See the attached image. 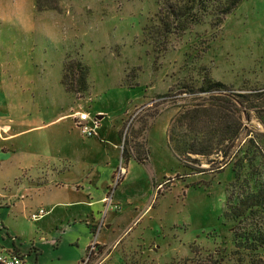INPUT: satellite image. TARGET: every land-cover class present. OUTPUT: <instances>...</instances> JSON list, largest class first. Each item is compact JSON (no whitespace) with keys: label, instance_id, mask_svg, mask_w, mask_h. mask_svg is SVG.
I'll list each match as a JSON object with an SVG mask.
<instances>
[{"label":"rangeland","instance_id":"374dc122","mask_svg":"<svg viewBox=\"0 0 264 264\" xmlns=\"http://www.w3.org/2000/svg\"><path fill=\"white\" fill-rule=\"evenodd\" d=\"M185 1L57 0L38 12L34 0H0V150H22L0 156V250L24 264H264V0H242L219 25L196 13L175 35L167 7ZM203 79L228 97L199 93ZM190 109L211 112L176 124ZM95 112L98 135L119 141L118 129L124 169L97 184L110 207L98 227L84 223L83 193L56 188L67 167L23 149L53 153L68 132L71 152L89 141V164L104 161L73 128L75 114ZM55 116L68 120L29 129Z\"/></svg>","mask_w":264,"mask_h":264},{"label":"crops","instance_id":"0c3cea01","mask_svg":"<svg viewBox=\"0 0 264 264\" xmlns=\"http://www.w3.org/2000/svg\"><path fill=\"white\" fill-rule=\"evenodd\" d=\"M94 114L96 115L97 120L100 121V116H99L100 113L95 112ZM59 120H68V117L65 116V117H61V118L57 119V116H55L50 121H46V123H40L37 125L33 124L32 127H30L29 129L34 130V131H39V130L47 128L49 125H51V124H53ZM99 121H98L97 130H99ZM73 128L76 130L75 127H73ZM22 133L23 132L18 131L16 134H12L10 136H7V141L15 135H17V137H15V138H20V135ZM116 133H117V137H118L119 141H115V139H113V138L111 141H107L106 140V138H107L106 133L101 132V134L98 135L97 131H96L97 137H91L90 142H93V145L96 144L97 147H99L100 149H104L106 152V154H105L106 157L104 158V161L95 163L93 165L89 164V162H90L89 158H91L89 155V152H88L89 151L88 147H87L89 141H85L86 142L85 143L83 140H81L80 141V145H81L80 149H78L76 152H74V151L71 152V148H70V146H68V132L62 133L61 131H59L56 133L57 134L56 137H59L61 139H60V141L55 139V141H58L60 143V145L57 147V149L53 153L43 154L42 148H40L39 146H36L33 141L24 142L26 144L23 147V149H25V152L27 151L28 153H31L30 146H32L34 149V152H37L36 153L37 160H41L42 162H45L48 164H53V165H57V164L62 165L63 164L64 166L67 167L66 170L58 173L57 175H54L55 181H57V183H59L58 187H56V188L64 187V185H65L64 183L68 182L70 184L68 189H70L71 191H74V192L83 193V196L85 197L86 200L81 205L83 207H85L86 210H88L87 211L89 213V219L88 220H90L89 222L84 221V223L87 224V226L88 225H94L96 223V221H98L96 224L97 225L96 227H98L99 223H100V219H101L100 218L101 217L100 216L101 210H102L101 213H103V210H107V209L109 210L110 209V207L105 209L106 208V204H104L105 203L104 200L106 198V191L105 190H106V188L109 187V184L111 182L112 176L114 175V172L116 174V171L118 172V169L121 168L120 162H121V158H122L121 157V143H120V138L118 135V129L116 130ZM79 136H80V134H79ZM80 138L83 139V137H81V136H80ZM92 138H95V140H92ZM11 140H13V138ZM90 144H92V143H90ZM101 144L107 146V148L102 147ZM93 145H91V146H93ZM68 147H69V149H68ZM7 149L8 150L6 153L0 150V156H3V155L7 156L8 154L9 155H16L17 152H19V154H20V152H22L21 147L17 148V146L16 147L10 146V148L7 147ZM108 149L112 153L113 157L116 154L119 156L118 161H117V165L115 164L114 160L112 161L109 158H107L108 157V153H107ZM51 150H52V147L49 146V152ZM22 154H24V152ZM25 155L20 156V158L24 159ZM29 155H31V154H29ZM130 160L131 159L125 160V162H124L125 166L128 164V162ZM75 161H78L77 163H79V169H80V173H81L80 177H78V176L73 177V175L71 174L72 170H73V169H71V167H72L71 163L73 162V164H74ZM68 166H70L69 169H68ZM122 170H124V169H122ZM68 177L71 179L68 180ZM105 179H106V184L104 187L105 190L98 189L97 184H99L102 180H105ZM72 184H76L78 186L77 189H75ZM114 190L115 189H111L110 193ZM64 204H65V208L78 206V202H73V201H71L70 203H64ZM114 204H116V203H114ZM49 207L52 208L55 206H49ZM75 210H77V209H75ZM106 226H108V225L107 224L104 225V227H106ZM94 244H96V243H94ZM86 248H88V245L85 246V250H86ZM13 252L19 254L17 249H15Z\"/></svg>","mask_w":264,"mask_h":264},{"label":"trees","instance_id":"16d2710c","mask_svg":"<svg viewBox=\"0 0 264 264\" xmlns=\"http://www.w3.org/2000/svg\"><path fill=\"white\" fill-rule=\"evenodd\" d=\"M242 0H186L184 3L178 2L175 5H169L167 10L171 21L164 23L163 27H168L171 29L173 34L179 35L190 25L197 24L200 18H196V13H204L207 9L212 12L215 18L214 25H219L223 18L232 12L236 6ZM181 3V4H180ZM34 6L36 11H48V10H57V0H34ZM195 17V18H194ZM173 25V26H172ZM86 74V69H83L82 75ZM81 85L84 87L83 81L81 80ZM199 93H207L215 91L219 95L228 97L225 94L226 89L221 84L216 82H209L206 79H203L202 85L198 88ZM237 103V102H236ZM210 109H190L185 110L180 113L176 120V124L180 126L187 122V125H195V123L200 119L204 114L210 113ZM233 120V119H232ZM234 121V120H233ZM233 126V124H232ZM237 137V131L231 129V131L224 135L221 139V142H226L231 144ZM171 139V138H169ZM189 154H198V152H193L190 150Z\"/></svg>","mask_w":264,"mask_h":264},{"label":"built area","instance_id":"2783aa9c","mask_svg":"<svg viewBox=\"0 0 264 264\" xmlns=\"http://www.w3.org/2000/svg\"><path fill=\"white\" fill-rule=\"evenodd\" d=\"M73 124L78 133L83 138H91L96 136V131L98 128V120L96 117H90L87 113H77L73 116ZM121 170V168L119 169ZM122 171V170H121ZM44 210L41 208L36 209L34 212L28 215V218L31 221L36 220L37 218L44 215ZM95 244H91L88 247V255L94 251ZM87 258L84 259V262L81 264H85ZM0 264H24L23 259L17 253L12 252H3L0 250Z\"/></svg>","mask_w":264,"mask_h":264}]
</instances>
